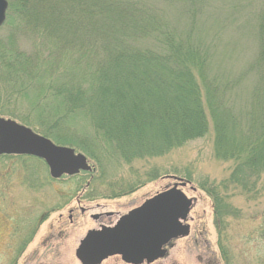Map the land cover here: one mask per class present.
I'll use <instances>...</instances> for the list:
<instances>
[{"label": "trees", "instance_id": "trees-1", "mask_svg": "<svg viewBox=\"0 0 264 264\" xmlns=\"http://www.w3.org/2000/svg\"><path fill=\"white\" fill-rule=\"evenodd\" d=\"M6 1L0 116L91 159L93 172L63 177L77 186L83 175L102 179L103 161L131 164L211 136L215 158L232 167L219 183L197 184L229 264L220 236L231 210L220 195L253 200L264 181V10L259 49L235 72L217 65L220 32L198 31L213 0ZM75 115L89 117L92 144L69 125ZM12 158L34 159L0 156Z\"/></svg>", "mask_w": 264, "mask_h": 264}, {"label": "rangeland", "instance_id": "rangeland-1", "mask_svg": "<svg viewBox=\"0 0 264 264\" xmlns=\"http://www.w3.org/2000/svg\"><path fill=\"white\" fill-rule=\"evenodd\" d=\"M213 5L204 15L205 22L199 24L200 35H222L216 59L219 67L235 72L248 69L259 49L255 27L264 0H213ZM67 119L78 129L77 135L92 144L89 117ZM111 162L103 161L102 179L83 175L77 186L76 180H50L47 168L36 159L0 160V264H79L74 251L88 230L114 224L145 200L181 182L186 185L181 191L194 200L187 221L189 236L172 241L166 256L152 264H226L218 253L213 204L197 184L206 179L219 183L232 167L215 158L211 136L187 142L160 157L131 164ZM92 189L98 195L89 200L85 197ZM130 189L133 191L127 193ZM259 191L253 200L238 191L220 195L231 210L220 236L229 264H264V181ZM93 215L99 218L93 220ZM102 264L124 263L119 257H110Z\"/></svg>", "mask_w": 264, "mask_h": 264}, {"label": "water", "instance_id": "water-1", "mask_svg": "<svg viewBox=\"0 0 264 264\" xmlns=\"http://www.w3.org/2000/svg\"><path fill=\"white\" fill-rule=\"evenodd\" d=\"M6 10L7 1L0 0V26ZM3 155L40 159L54 180L92 171L84 155L0 117V156ZM185 186L183 182L174 184L120 216L113 225L87 231L74 251L77 262L101 264L110 257H119L124 264H152L163 259L167 245L190 233L187 221L194 200L181 191ZM91 218L96 220L99 216Z\"/></svg>", "mask_w": 264, "mask_h": 264}, {"label": "flooded vegetation", "instance_id": "flooded-vegetation-1", "mask_svg": "<svg viewBox=\"0 0 264 264\" xmlns=\"http://www.w3.org/2000/svg\"><path fill=\"white\" fill-rule=\"evenodd\" d=\"M69 220H71V217H69Z\"/></svg>", "mask_w": 264, "mask_h": 264}]
</instances>
